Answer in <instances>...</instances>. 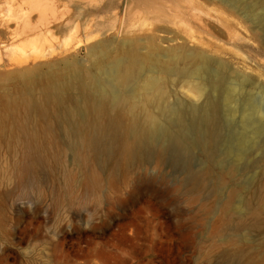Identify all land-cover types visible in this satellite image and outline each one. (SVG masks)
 Here are the masks:
<instances>
[{
	"label": "rangeland",
	"instance_id": "obj_1",
	"mask_svg": "<svg viewBox=\"0 0 264 264\" xmlns=\"http://www.w3.org/2000/svg\"><path fill=\"white\" fill-rule=\"evenodd\" d=\"M31 1L0 0V121L28 115L25 71L45 77L67 61L91 67L104 40L114 48L155 35L165 50L183 41L178 32L207 50L224 81L195 94L167 84L166 104L151 107L160 121L145 162L125 163L113 176L115 157L93 163L102 175L97 199H83L79 182L77 200L66 199L64 171L78 170L67 148L60 164L48 162L57 172L40 167L37 182L19 183L20 141L0 128V264H261L253 249L264 241V222L239 225L253 222L241 216L240 200L264 197V0H190L210 26L193 28L146 20L166 0H51L54 14L31 13ZM22 12L31 13L25 28ZM41 16L63 18L43 25Z\"/></svg>",
	"mask_w": 264,
	"mask_h": 264
},
{
	"label": "bare ground",
	"instance_id": "obj_2",
	"mask_svg": "<svg viewBox=\"0 0 264 264\" xmlns=\"http://www.w3.org/2000/svg\"><path fill=\"white\" fill-rule=\"evenodd\" d=\"M183 1L186 4H173V1L168 3L169 0H166L167 10L161 7L152 8L148 10L150 15L146 20H161L183 27L189 25L190 28L200 23L207 27V20L199 14L201 11L198 12L197 7L190 4V0H179ZM234 3H237V0ZM28 6L31 13L36 10H50L54 14L56 11L51 0H33ZM24 13L26 20L22 19L25 21H22V27H26L24 23L28 24V17L31 16V13ZM61 18L63 17L46 19L41 16L40 20L43 25H49ZM34 24V27L31 26L33 29L40 26L37 25L39 23ZM28 26L25 31L30 29ZM155 29L160 30L158 27ZM163 29L165 32L170 31L166 27ZM174 33H177L176 38L178 36L183 41L178 45L170 44L165 50H162L155 35L128 41L122 39L120 45L114 48L109 47L110 41L104 40L94 47L99 53L91 67L67 61L62 70L50 69L46 71L45 77L36 71H25L23 79L26 80L24 84L29 96L23 98L22 95L20 98H23L22 103L29 110L28 115L26 114L25 118L9 115L10 118L5 117L6 119L0 121V128L4 132L2 133L12 140L20 141V161L14 166L19 183L37 182L41 177L40 167L45 172L54 174L57 172V165L64 160L69 150L71 160L76 163L78 170L64 171L68 187L65 192L66 199L77 200L79 196L75 187L78 182L83 199L89 196L98 198L102 188V175L96 165H102V155L116 158L108 176L119 173L120 166L125 163H144L152 149L151 142L160 121L158 114L151 111V107L166 104L169 95L167 84L182 83L187 87V92L195 94L211 86L215 89L224 81L223 75L212 68L206 49L190 46L184 36L178 32ZM15 56L14 58H17ZM32 84L38 86L39 96L36 95L35 89L30 88ZM242 88L243 85L240 86V89ZM19 91L22 92L20 89ZM207 105V108L213 109L211 101ZM260 113H264V108L260 109ZM204 114L203 120L206 123L213 119L212 110ZM176 118L179 124H184L183 115L178 114ZM261 146L263 159L264 141ZM50 159L57 165L48 164ZM240 209L241 216L250 215L253 220L252 224L240 223V228L261 227L264 222L263 196L255 202L240 200ZM253 251L261 257V264H264V241L255 245ZM237 255L240 256V253Z\"/></svg>",
	"mask_w": 264,
	"mask_h": 264
}]
</instances>
